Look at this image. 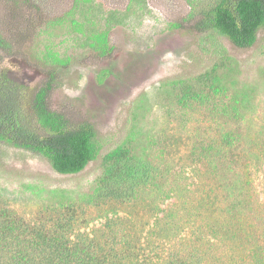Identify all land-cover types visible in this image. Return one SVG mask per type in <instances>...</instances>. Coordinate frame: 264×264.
Instances as JSON below:
<instances>
[{
	"label": "rangeland",
	"instance_id": "rangeland-1",
	"mask_svg": "<svg viewBox=\"0 0 264 264\" xmlns=\"http://www.w3.org/2000/svg\"><path fill=\"white\" fill-rule=\"evenodd\" d=\"M217 1L0 0V33L13 44L19 77L37 84L54 71L50 107L91 121L99 145L82 172L64 175L0 144V207L48 225L65 211L74 237L127 239L134 256L156 262L264 264V29L254 47L238 49L174 26ZM211 72L219 93L200 84ZM185 87L206 97L183 103ZM234 97L242 122L220 115ZM238 129L242 142L217 152L220 134ZM119 147L147 156L157 185L132 201L87 206L82 197Z\"/></svg>",
	"mask_w": 264,
	"mask_h": 264
},
{
	"label": "trees",
	"instance_id": "trees-1",
	"mask_svg": "<svg viewBox=\"0 0 264 264\" xmlns=\"http://www.w3.org/2000/svg\"><path fill=\"white\" fill-rule=\"evenodd\" d=\"M24 2L30 4V0ZM174 26L190 33H215L235 48L249 49L256 45L264 29V0H218L208 10L190 13ZM16 61L13 44L0 33V144L41 156L60 174H79L98 154L94 124L89 120L72 122L50 107L57 78L54 71H49L42 82L32 83L19 77L20 64L15 65ZM219 77L212 72L204 74L200 84L219 93L222 90L217 84ZM182 93L183 103L206 97L203 91L190 87H185ZM238 104L234 97L222 107L220 115L242 122L244 116ZM243 137L240 129L222 132L217 152L240 144ZM158 176L157 168L147 156L119 147L104 157L103 173L93 193L83 196L81 201L87 206L102 200L132 201L139 189L156 186ZM57 215L51 225L37 224L0 207V264H201L200 260L156 262L134 256L127 239L119 244L89 235L74 237L73 217H68L65 211Z\"/></svg>",
	"mask_w": 264,
	"mask_h": 264
}]
</instances>
